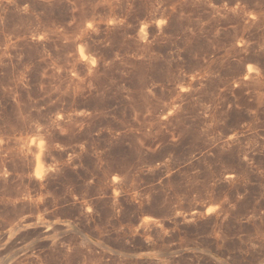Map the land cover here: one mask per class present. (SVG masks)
Returning a JSON list of instances; mask_svg holds the SVG:
<instances>
[{
    "label": "rangeland",
    "instance_id": "obj_1",
    "mask_svg": "<svg viewBox=\"0 0 264 264\" xmlns=\"http://www.w3.org/2000/svg\"><path fill=\"white\" fill-rule=\"evenodd\" d=\"M0 264H264V0H0Z\"/></svg>",
    "mask_w": 264,
    "mask_h": 264
},
{
    "label": "bare ground",
    "instance_id": "obj_2",
    "mask_svg": "<svg viewBox=\"0 0 264 264\" xmlns=\"http://www.w3.org/2000/svg\"><path fill=\"white\" fill-rule=\"evenodd\" d=\"M81 52H82V51H81ZM82 56L84 57V56H87V55H82Z\"/></svg>",
    "mask_w": 264,
    "mask_h": 264
}]
</instances>
